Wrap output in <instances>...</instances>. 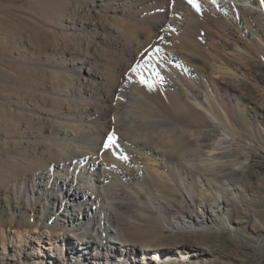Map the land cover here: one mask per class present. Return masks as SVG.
I'll use <instances>...</instances> for the list:
<instances>
[{
    "label": "rangeland",
    "instance_id": "obj_1",
    "mask_svg": "<svg viewBox=\"0 0 264 264\" xmlns=\"http://www.w3.org/2000/svg\"><path fill=\"white\" fill-rule=\"evenodd\" d=\"M190 4L189 0H0V264H69L66 247L60 255L51 256L46 239L40 245L31 241L36 232L39 237L48 229L59 231V226L47 221L52 212L45 205L50 187L36 202L25 197L32 194L41 176L50 177L51 185L61 176L71 180L84 176L82 166L72 167L70 153L55 151L57 143L84 134V128L77 130L69 121L70 113L83 106L90 113L111 107L109 122L97 117L91 127L112 134L119 147L141 142L147 148L146 157L156 147L169 157L171 169L164 172L175 186L164 194L157 191L156 182L152 186L143 178L130 187L134 189H125L129 194H110L104 201L113 205L117 219L113 224L131 249L139 253L167 248L169 264H264V144L260 143L264 139V69L253 62L259 53L254 50L251 61H243L225 38L234 22L233 32L236 22L240 29L249 24L254 28L252 17L231 16L225 23L202 4L198 3L199 11ZM165 9L179 28L170 38L165 34L170 19ZM250 35L246 33L244 40H250ZM169 39L175 51L188 56V65L196 67L197 76L191 73L188 78L193 81L184 78L183 83L200 93L199 101L212 100L223 126L207 124L204 111L192 104L187 93L178 92L184 88L181 82L178 88L170 86L174 75L165 71L168 68L156 74L151 59L160 63L162 52L171 50ZM141 75L152 87L141 83ZM165 76L171 80L163 81ZM167 117L178 124L171 126L163 120ZM116 121L121 127L117 131L112 125ZM212 131L230 135L241 161H245L243 149H251L248 174L229 173L239 198L229 197L224 220L174 236L168 223L180 217L182 210L197 208L188 194L191 191L198 200L200 193L191 187L193 176L186 177V171L194 162L206 160ZM99 150L86 154L88 163L110 169L111 157ZM137 159L127 156L131 163ZM149 160L155 167L166 162L158 155ZM58 163L66 169H58ZM116 175L129 186L121 173ZM104 218L100 214L99 221L106 226L109 222ZM87 223L85 217L75 239L82 238ZM12 231L23 239L28 236L27 247L14 248ZM86 254L91 258L94 252ZM115 256L113 262L119 261V255ZM80 260L72 261L95 262Z\"/></svg>",
    "mask_w": 264,
    "mask_h": 264
},
{
    "label": "bare ground",
    "instance_id": "obj_2",
    "mask_svg": "<svg viewBox=\"0 0 264 264\" xmlns=\"http://www.w3.org/2000/svg\"><path fill=\"white\" fill-rule=\"evenodd\" d=\"M196 2L200 3V5L202 4L207 10H211L212 14L217 15L218 19H222L225 23L230 22L229 19H231V16H235L236 18L238 16L244 19L246 16H251L252 26H254V28H251L249 24L245 29H240L238 22H236L237 27H234L235 30L233 32L234 22L230 30H227L225 38L232 41L230 45L233 51L236 52L243 61H251L252 58L250 59L249 55L252 51L254 52L255 50V52L259 53L260 57L257 58L258 60L252 61L261 65L260 68L262 67V69H264V6L261 0H196ZM164 12L170 17L165 30V34L170 38L174 30L179 28H177L178 26L176 25L177 20L176 22L173 20L172 15L168 13V9H165ZM236 30L237 32H235ZM246 33L248 35L251 34L250 40H244ZM173 45L174 41L169 39L168 48L171 50H169V52H162V57L158 58L160 63L156 62L155 58L151 59L156 74H160L161 68H168L165 71L172 72L174 75L173 79L171 80L168 76H165L163 77V81L169 82V80H171L170 86L174 88H178V84L180 85L179 82H181L184 88H178V92L180 94L187 93L192 104L196 107H200L204 111V114H206L208 118L207 124L214 125V127L215 125L223 126L224 123L222 121L224 120L221 121L218 118L212 100L208 97H204V100L199 101V97H201L200 93H197L191 85L188 86L189 84L183 83V81H185L184 78L188 79L191 73L197 76V73L194 71L196 67H190L188 65V56L180 51H175ZM198 62L204 64L203 61ZM162 65H164V67ZM259 76L263 79L262 72L259 73ZM86 79L87 78H85V80ZM188 80L193 81L192 79ZM242 81L244 82L245 80ZM73 103L76 105L75 101ZM79 103L81 102L79 101ZM77 106L81 107L83 104ZM106 108L107 107L102 109L101 112L94 110L93 113H90V111L83 106L81 110L78 108L75 112H69L70 124L76 127L77 130H82L84 128V134L70 138L67 142L57 143L55 151L57 150V153H59L58 150H60V152L64 151V153H70L72 167L77 169L82 166L84 169V176L81 175L72 180L68 178V175L61 176L57 178V180L55 179V184L53 183L52 185V179H50V177L43 178V176H41L34 184L32 194L26 193L25 197V200L28 202H36L40 199L43 192L47 193V189L50 187V192L45 199V205L47 208L50 207L52 212L50 216L47 217V221L50 224L53 223L52 226L54 227L59 226V231H69V234L64 236L62 232H52L48 229L44 233L38 234L39 237L35 236L37 232L32 234L33 238H31V241L32 243L40 245L42 239H46L44 242L45 245L48 246L47 252L51 253V256H53V254L60 255L64 252L66 247L68 251H70L69 264H75L76 262L72 260L75 259L79 261L81 257L83 263L91 259L95 261L92 264H128V262L131 264H169V254L164 251L167 249L164 248V246V249L158 248L157 246V250L142 249L141 251L139 250L140 254L134 249H131L130 245L124 242L122 236L113 224L114 221L117 220L113 211V205L105 203L106 197L110 194L127 195L128 192H126L125 189H134L130 187H133L136 182L141 181L143 178H145L148 183L150 182L152 186L156 182L157 184L154 186L157 188V191L162 194H164L166 189L174 187L175 180L164 172L171 169L169 157L167 153H162L160 149L158 151V147H156V150L155 148L151 149L146 157V153L143 151L147 148H145V143L141 142L132 143L130 146H122L120 144L122 146L121 150H119L121 146H118V141H115L113 145H109V139L113 138L112 134L105 132V130L103 131V129L97 132L95 128L91 127L92 123L94 125L97 124V120H95L97 117L101 118L99 119L100 122L101 120H104L105 123L106 121L109 122L108 112H110L111 107ZM163 120L168 122L171 126L178 124L177 121L169 119L168 117ZM112 125L115 127L116 131L121 128L118 121ZM108 127L110 128V126ZM72 134L73 132H70L69 136ZM184 137L181 139H184ZM209 137H211L212 143H210L208 152H205L207 157L206 160H202V162L198 164L194 162L193 168H187L188 171H186V177L193 176L192 182L190 183L191 187H195L200 193V199L198 200L191 191L188 194V199L191 203L194 201L197 202V208L191 212L182 210L180 217L175 218L172 223H168V226L174 231V236L187 233L190 234L193 233L192 231L217 225L219 218H223L224 220L223 211L229 202V197L233 195L239 198L238 195H234L235 189L231 185L229 173H234L243 177L248 174L247 166L251 152L249 147L243 149L245 161H241V155L231 144L230 135L220 136L217 131H212ZM177 138L179 139L178 136H176L175 139ZM260 143L263 145L264 139L260 140ZM83 145L84 147L86 145V150L83 149ZM106 145L108 146L106 147ZM177 145L180 147L179 144ZM249 146L251 147L253 145L250 144ZM52 147H54V145ZM99 148H101L103 152L108 153L111 157L109 160L112 161L110 169L104 165L99 167V164L88 163L86 154L90 155L93 151H98ZM178 150H176V152ZM261 151L264 155L263 147ZM131 155L138 158V162L131 163L127 160V156L129 157ZM153 155L163 157L166 162L163 163L162 161L160 167L153 166L149 162L150 156ZM229 158L232 159L228 160ZM58 169L63 170L66 168L64 164L58 163ZM176 169L178 173H180L181 170L179 171L178 168ZM144 171L146 172L145 174H143ZM117 172L122 174L129 183V186L125 185L124 182L117 177ZM183 185H185L184 182H182V186ZM58 191H62L63 194L59 195ZM100 214L104 215V219L109 222L108 225L105 226L103 222L99 221ZM85 217H87L88 223L86 231L81 235L83 239H75V231L81 227L82 220L85 219ZM229 230L232 231L233 228L229 227ZM11 233L13 235L10 236V238L14 244V248L18 250L23 249V247L27 245L28 236L26 239H23L16 231H12ZM73 239L75 242H70V240ZM1 243L3 244V248H5L6 245L4 242ZM90 251L94 252L91 258L86 254ZM102 255H104V257H102ZM115 255H119L118 257L120 258L117 262H113L115 261ZM136 255L142 258V262H139L138 257L135 258ZM48 257L49 256H47L46 259H49ZM41 264H49V262L43 261Z\"/></svg>",
    "mask_w": 264,
    "mask_h": 264
},
{
    "label": "snow or ice",
    "instance_id": "obj_3",
    "mask_svg": "<svg viewBox=\"0 0 264 264\" xmlns=\"http://www.w3.org/2000/svg\"><path fill=\"white\" fill-rule=\"evenodd\" d=\"M189 3H191L193 5V7H195L197 9V11H199V4L196 2V0H189ZM157 75H158V73H157ZM141 83L146 84L148 87H152V85L149 84L148 81L143 78V75H141ZM113 144H115V139L110 138L109 139V145H113ZM107 146L108 145H106V147Z\"/></svg>",
    "mask_w": 264,
    "mask_h": 264
}]
</instances>
